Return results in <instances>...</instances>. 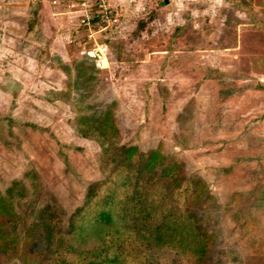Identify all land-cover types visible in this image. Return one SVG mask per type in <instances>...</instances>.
<instances>
[{
	"label": "rangeland",
	"instance_id": "rangeland-1",
	"mask_svg": "<svg viewBox=\"0 0 264 264\" xmlns=\"http://www.w3.org/2000/svg\"><path fill=\"white\" fill-rule=\"evenodd\" d=\"M262 3L0 0V191L19 181L27 222L43 208L66 218L103 177L104 142L76 118L110 109L116 142L159 147L202 194L205 258L155 250L144 264H259L264 14L243 9ZM13 250L0 264H23Z\"/></svg>",
	"mask_w": 264,
	"mask_h": 264
},
{
	"label": "trees",
	"instance_id": "trees-1",
	"mask_svg": "<svg viewBox=\"0 0 264 264\" xmlns=\"http://www.w3.org/2000/svg\"><path fill=\"white\" fill-rule=\"evenodd\" d=\"M89 72L85 63L74 67L80 76ZM76 120L81 133L104 142L102 179L87 186L66 218L43 208L31 222L32 208L16 207L20 186L13 180L0 191V248L14 249L23 264H144L155 250L203 260L211 236L198 207L202 194L184 182L181 164L159 147L140 151L116 142L110 109Z\"/></svg>",
	"mask_w": 264,
	"mask_h": 264
},
{
	"label": "crops",
	"instance_id": "crops-1",
	"mask_svg": "<svg viewBox=\"0 0 264 264\" xmlns=\"http://www.w3.org/2000/svg\"><path fill=\"white\" fill-rule=\"evenodd\" d=\"M255 8H257V9H255ZM255 8H253V6L251 7L249 4H246L244 6L243 13H246L248 15H253V16H255L256 13L264 14V0H263V3L262 4L257 5ZM255 20L256 19L254 18V21ZM255 22H258L260 25L261 24H264V20L263 19H260V18H258V21H255ZM258 256L260 258V260H258L259 261V264H264V252L263 253H260ZM261 259H263V262L261 261Z\"/></svg>",
	"mask_w": 264,
	"mask_h": 264
}]
</instances>
